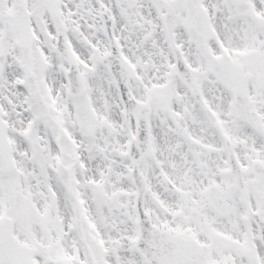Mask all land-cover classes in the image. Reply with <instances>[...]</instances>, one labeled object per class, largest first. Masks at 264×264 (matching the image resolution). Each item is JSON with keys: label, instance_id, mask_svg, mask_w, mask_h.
<instances>
[{"label": "snow or ice", "instance_id": "1", "mask_svg": "<svg viewBox=\"0 0 264 264\" xmlns=\"http://www.w3.org/2000/svg\"><path fill=\"white\" fill-rule=\"evenodd\" d=\"M0 264H264V0H0Z\"/></svg>", "mask_w": 264, "mask_h": 264}]
</instances>
